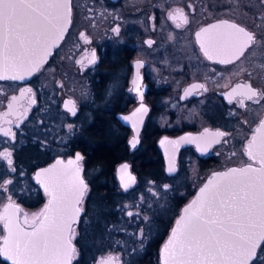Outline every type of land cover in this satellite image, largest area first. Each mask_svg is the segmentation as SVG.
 <instances>
[{
	"label": "flooded vegetation",
	"instance_id": "obj_1",
	"mask_svg": "<svg viewBox=\"0 0 264 264\" xmlns=\"http://www.w3.org/2000/svg\"><path fill=\"white\" fill-rule=\"evenodd\" d=\"M207 1L211 0H138L133 3L127 0L75 3L72 0V23L49 59L25 80L0 79V153H10L12 160L9 165L7 156L0 158V248L5 247L9 220L18 218L20 227L28 232L43 220L42 214L52 199L53 189L41 186L35 177L37 170L58 157L75 159L80 154L82 159L78 163L87 188L81 199V215L69 235L75 248L71 264H81V224L86 215V203L92 199L95 187L93 176L87 175V154L82 148V137L87 136L86 129L90 127V137L94 139L92 130L99 120L108 124L116 121L127 128L126 143L131 153L138 150L144 153L146 148L151 150L148 148L151 144L146 141L150 138L152 143L155 141L153 147L163 156L159 144L163 137L174 139L194 133L205 136L200 145L206 153L201 155L198 145L192 143L180 149L178 162L184 152H192L201 168L213 167L222 146L227 149L225 153L246 156L236 163L211 169L200 185L215 171L231 166L260 165L259 160L247 155L246 148L264 117V82L257 79L264 80V29L261 32L253 27L255 18L247 23L249 21L241 17L240 0H226L218 6ZM258 4L256 9L248 8L246 15L260 17L257 10L264 9V0H258ZM117 7L120 10L115 9ZM207 9L216 13L206 14ZM88 18L92 20L93 33L87 29ZM77 19L83 23L76 28ZM210 25L217 27L209 28ZM230 25H237L254 37L238 59L232 52L239 46L235 40L239 34ZM202 29L209 30L202 32ZM81 33L90 42H85ZM197 33L201 35L198 37ZM69 38L71 42L67 45ZM149 40L153 41L151 45L147 43ZM202 45L212 53L211 59L205 55ZM93 52L96 62L89 64ZM224 60L230 62H222ZM137 62H141L139 66ZM194 84L204 87L192 89L186 95L185 90ZM249 86L258 93L252 100L247 98ZM67 99L75 102L74 115L64 106ZM140 105L147 112L139 141L132 147L130 139L135 135L134 129L123 123L121 115ZM4 131L9 135L5 136ZM66 134L69 137L67 148L60 152L57 146ZM129 162L137 175V186L140 174ZM178 165L180 169V163ZM179 169L168 174L164 161L167 176L176 175ZM116 181L122 188L117 168ZM183 205L157 241L156 264H161L160 248ZM34 217H38L35 223ZM138 219L128 229L131 237L136 235L133 249L150 247ZM9 249L7 255L0 254V264L15 261L11 241ZM121 254L110 253V256L117 257L119 264L132 263L128 259L123 262ZM102 257L99 255L94 264H99Z\"/></svg>",
	"mask_w": 264,
	"mask_h": 264
},
{
	"label": "snow or ice",
	"instance_id": "obj_2",
	"mask_svg": "<svg viewBox=\"0 0 264 264\" xmlns=\"http://www.w3.org/2000/svg\"><path fill=\"white\" fill-rule=\"evenodd\" d=\"M45 8L57 10L56 19L59 20L62 15L67 21L70 0H0V70H8L10 66L15 68L17 60L22 64L28 54L36 51L33 45L41 42V37L48 26L47 22L51 19L40 11ZM52 27L58 34L63 31L62 24H55ZM216 27L217 25L209 26V28ZM230 27L239 34L235 37L239 46L232 52V55L238 59L244 54V49L252 44L254 37L252 33L246 32L237 25ZM113 31L118 32L119 29ZM200 35L201 33H197L198 37ZM81 37L85 42H90L84 33H81ZM147 43L151 45L153 41L149 40ZM204 53L209 59L212 58V53L206 47ZM95 62L96 56L93 52L88 63ZM140 63L137 62L138 66ZM23 78V75L0 76V79ZM202 87L204 86L199 84L191 85L190 89L185 90V94L187 95L192 89ZM136 91L139 92L138 85ZM257 95V91L249 86L247 98L252 100ZM240 103L243 104V101ZM64 106L73 115L75 114L74 101L68 100ZM144 111L146 108L143 105L136 110L137 113ZM257 132L260 135L254 134L251 137L246 151L250 158L258 159L261 166L254 168L249 164L246 168H234L225 173L214 174V179L200 189L201 195L184 209V215L177 221L176 228L173 229L172 236L163 249L164 264H251L256 257L258 247L264 242V121H261ZM3 134L9 135L8 131H4ZM216 135L224 134L216 133ZM137 142L134 137L131 141L132 146L135 147ZM5 156L8 157L7 162L10 165L11 154L0 153V158ZM76 159L80 160L82 157L77 154ZM60 163L62 162L57 161V164ZM68 163L73 164L74 161ZM127 167L128 165L121 166L122 169ZM173 170L169 167V171ZM129 181L134 183L135 177L130 176ZM50 182L53 186L52 200L46 212L42 214L43 220H40L31 232L20 227L18 218L15 221L9 220L6 225L9 236L5 237V247L0 248V254L7 255L11 241V250L16 256L14 264H71L72 262L75 248L71 244L69 233L72 217L79 212V209L75 208L79 197L74 203L70 202L66 192L58 191V178L54 176ZM124 187L127 189L129 184L125 183ZM85 188L83 180H79L80 196L83 195ZM16 210L18 211V208ZM132 214L128 213V215ZM37 219L38 217H34L33 222L35 223ZM24 223H28L27 217ZM13 225L15 232L12 230ZM99 264H119V260L114 256L102 257Z\"/></svg>",
	"mask_w": 264,
	"mask_h": 264
},
{
	"label": "trees",
	"instance_id": "obj_3",
	"mask_svg": "<svg viewBox=\"0 0 264 264\" xmlns=\"http://www.w3.org/2000/svg\"><path fill=\"white\" fill-rule=\"evenodd\" d=\"M94 127L95 130H92L94 139L90 137V127L86 129L87 136L82 137V148L87 154V175L93 176L95 187L92 199L86 205V215L81 224V264H94L99 255L110 254L116 248L124 250L120 240L125 230L119 227L113 229L115 224L123 223L126 219L124 213L117 208L127 194L116 185L117 165L129 160L139 174L142 172L143 175L162 181L167 175L164 171L163 156L157 147H153L155 141L152 143L150 138L146 140L151 144L148 147L151 150L146 148L144 153H131L126 143L127 128L125 126L116 121L108 124L105 120H99ZM138 252L132 250L127 254L132 256L131 264L157 263L155 260L158 254L155 249L147 251L143 257Z\"/></svg>",
	"mask_w": 264,
	"mask_h": 264
},
{
	"label": "rangeland",
	"instance_id": "obj_4",
	"mask_svg": "<svg viewBox=\"0 0 264 264\" xmlns=\"http://www.w3.org/2000/svg\"><path fill=\"white\" fill-rule=\"evenodd\" d=\"M80 1L84 2V0H74L75 3H78ZM127 1L133 3L134 1L138 0ZM210 2H212L213 5L218 6L222 2H226V0H211L207 1L206 3ZM240 2L241 17L249 21L247 22L245 20L247 23L251 22L250 18H255L253 27L256 30L262 32V30L264 29V9L261 8L260 10H257L260 16L258 18H256L253 14H251V16L246 15V11H249V9H256V6L259 5L258 0H240ZM77 9L78 7L76 6V10ZM115 9L120 10V7H117ZM212 9L205 10L206 14L212 15L216 13V11ZM82 13L84 12H80L81 15ZM91 21L92 20L88 18L87 29L89 33H93L91 31ZM81 23H83V20L77 19L75 23L76 28ZM70 42L71 38L67 40V45ZM67 45H65L63 49H65ZM257 79L259 82H264V80H260L259 78ZM82 92L84 99V88ZM68 138L69 137L66 134L59 140L61 144L57 146V148L60 152L66 150V145L69 141ZM233 141L235 142V139H233ZM221 148L222 151L216 155V162L214 163L213 161L214 164L212 163L213 167L205 169L201 168V165L198 164L199 160H197V156L195 155V153L184 152L181 156V160L178 162L180 163V169L178 165L179 172L173 176L166 175V178H163L165 182H157V180H154L151 176L143 175V173L140 172L141 176L139 184L129 189L127 194L123 198L121 197L122 200L119 202V205L117 207L119 211H122L124 213L126 219L125 221H123V223L115 224V226H113V229L119 227L121 228V230H125V233L120 240L122 249L124 250H118L116 248L117 250L115 249L112 253H122L121 259L124 262V259L131 260L132 256H127V254L134 249L138 250V253L141 254L142 257L147 251H153L155 249L154 243L160 240L162 238L161 236L166 233L169 225L172 224V221H174L177 212L180 210V207L193 197L198 186L203 182L204 178L211 169H215L223 165L225 166L227 164L236 163L240 160L246 159V156L243 154L232 155L229 153H225V150H227L226 147L222 146ZM138 152L141 153L143 151L138 150ZM165 185H167V187H165ZM129 212L133 214L128 215ZM136 218H139L138 220L140 221V225L142 228H144V238L150 243L151 248L149 246L146 248L139 246L133 249V246L135 244L133 242H135L134 240L136 235H133L131 237L128 233V229H130V225L134 220H136ZM131 254H133V256L135 255V253ZM101 256H110V254L105 253L101 254ZM253 264H264V244L261 247L260 253L257 259L254 260Z\"/></svg>",
	"mask_w": 264,
	"mask_h": 264
},
{
	"label": "water",
	"instance_id": "obj_5",
	"mask_svg": "<svg viewBox=\"0 0 264 264\" xmlns=\"http://www.w3.org/2000/svg\"><path fill=\"white\" fill-rule=\"evenodd\" d=\"M40 11L42 13H44L45 16H49L51 19L49 22H47L48 26L45 29L44 35L41 37V42L38 45H33V47L36 49V51L34 53L28 54L24 58L22 64L19 60H17L15 68L10 66L8 70H0V76L11 77L14 75H17V76L23 75L24 78L18 79V80L27 79L32 73H34L37 69H39L49 59V57L52 55L54 50L61 44V42L65 38L67 31H68V29L72 23V0H70V12L68 14L67 21H65L62 18V15H61V18L59 20L56 19V16L58 15L57 10L45 8V9H41ZM61 13H62V10H61ZM55 24H62L63 25V31L60 32L59 34L57 33L56 29L52 27V25H55ZM57 36H58V38H57ZM68 100H70V99H67L66 101H68ZM140 107H141V105L138 106L132 112H130L128 114L121 115V120L123 121V123L132 126L134 129V132H135V135L133 137H131V139H130V143L134 137L136 138L137 141H139V133L142 129L144 118L146 116L147 110L144 112H140V113L136 112V110ZM133 113H136V115H133ZM125 117H130V119L126 120V119H124ZM262 121H264V117H263ZM260 124L258 125L257 129L260 127ZM255 134L257 136L260 135V133H258L257 130H256ZM200 136L201 135L197 136V134H194V133H185L184 135H182L178 138L172 139V138L163 137L160 140L159 144H160V148H161L162 153H163V157H164V161H165V165H166V172L168 174L172 175V174L177 172V170H178V157H179L180 149L182 147H185L186 145H189L192 143H196L199 147L198 148L199 153L201 155L206 153V151L203 150L204 148H201L202 146L200 145L201 142L204 141L205 136L204 135H202L201 137ZM182 138H185V139H182ZM131 146H132V143H131ZM57 161H61L62 163L57 164ZM69 161H74V163L69 164L68 163ZM78 161L79 160H77L76 157H75V159L69 158L67 160L63 159L62 157H58L50 165L39 168L35 174L36 180L39 181L41 183V186L44 188L49 186L53 189V186H52L50 180L54 176L57 177L58 182H59L58 191L63 190L64 192H66L67 198L70 202L74 203L76 201L77 197H79V202L75 203V208H78L79 212L76 213L72 217L71 229H72L73 224L79 220V217L81 215V212H82L81 199L85 194V189L87 188V184H86L85 178H84L83 173H82V168H81V166H79ZM122 165H128L127 169H122L121 168ZM248 165L249 164H246L243 166H231V167H228V168L220 170V171H215V172L211 173L209 175V177L204 181V183L197 188L193 197L183 205L181 212L178 215V217L176 218L167 239L164 241V243L162 244V246L160 248V261L162 264H164L163 249H164L165 244H167L168 241L170 240V238L172 236L173 229L176 228L177 221L180 219V217L182 215H184V209L187 208L190 204H192L193 201L197 200V197H199L201 195L200 189L204 188L205 185L208 184L210 180L214 179V174L225 173V172H228L230 169H234V168L235 169L246 168ZM251 165L254 168H259L261 166V165H254V164H251ZM53 166H55V168ZM169 167H172L174 170L169 171ZM45 169H48L49 171L48 172L42 171ZM130 176L135 177L134 183L129 181ZM117 177L120 181L121 187L124 190H129V189L133 188L137 183V175L135 172L132 171L131 163L127 160L118 164V166H117ZM122 177H123V180H122ZM81 179L83 180L84 184L86 185V188L83 190L82 196H80L79 192H78L79 180H81ZM125 183L129 184V187L127 189L124 187ZM69 213L71 214V204L69 207ZM12 230H13V232L16 231L14 225L12 226ZM8 236H9V231H8ZM262 243L263 242H261V244ZM261 244H260V246H261ZM259 247H258V249H259ZM258 249L256 252V257H257ZM112 256H114V255H112ZM255 258H253V260ZM13 264H14V262H13Z\"/></svg>",
	"mask_w": 264,
	"mask_h": 264
}]
</instances>
